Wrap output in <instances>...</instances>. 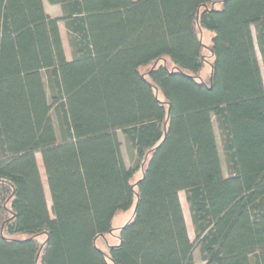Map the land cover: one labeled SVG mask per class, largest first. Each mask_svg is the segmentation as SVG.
Returning <instances> with one entry per match:
<instances>
[{"label": "trees", "instance_id": "obj_1", "mask_svg": "<svg viewBox=\"0 0 264 264\" xmlns=\"http://www.w3.org/2000/svg\"><path fill=\"white\" fill-rule=\"evenodd\" d=\"M46 1L0 0V264H264V0Z\"/></svg>", "mask_w": 264, "mask_h": 264}, {"label": "rangeland", "instance_id": "obj_2", "mask_svg": "<svg viewBox=\"0 0 264 264\" xmlns=\"http://www.w3.org/2000/svg\"><path fill=\"white\" fill-rule=\"evenodd\" d=\"M217 6L220 7L221 5L218 4ZM60 29H61L62 34H63L62 38H63L64 48H65V51H66V54H67V58H71L70 48H69V44H68V36H67V33H66V29H65L64 23L61 24V28ZM199 33H200L202 42L206 45V47L204 48V55H205V58L207 59V63L204 66V69H203V71L201 73V76H202V79L207 82V81H209L210 70H211V67H210L209 63H211L213 61V58H212L211 53H210V46H211L212 35H214V33L211 32V31H207V30L206 31L200 30ZM260 58H261V56H260ZM160 63L161 64L165 63L168 67H170V68L172 67V65L169 62L160 61ZM145 72H147V69H145ZM120 137H121V140H122V150H123L124 158L126 160V163L128 165H131V163H132V150L130 149L128 143L126 142V140L124 139V136L121 133H120ZM218 144H219V150H220L223 170H224V173L227 175L228 174V170H227L228 168H227V164H226L225 155H224L223 149L221 147V139H220L219 134H218ZM37 160H38V164H39V167H40V172H41V175H42V179H43V182H44L46 196H47L49 205H51L49 189H48L47 180H46V176H45V171H44V168H43V164H42V160H41L40 154H37ZM140 177H141V172L135 175L133 181L135 182ZM180 199H181V203H182V206H183L186 222H187V225H188L189 235H190V237L192 239H194V230H193L191 217H190V213H189V208H188V205H187V201H186L184 192L180 193ZM133 212H134V208H131L128 211H122V212L116 214L115 217L112 220V224H113L114 228H119V227L125 225L130 220V218L132 217ZM97 243L104 250L108 249V246H107V243L105 242V239L100 238V239H98ZM195 258H196V263L197 264H203L201 259H200L198 250L195 251Z\"/></svg>", "mask_w": 264, "mask_h": 264}, {"label": "crops", "instance_id": "obj_3", "mask_svg": "<svg viewBox=\"0 0 264 264\" xmlns=\"http://www.w3.org/2000/svg\"><path fill=\"white\" fill-rule=\"evenodd\" d=\"M44 6H45V10L48 14H50L51 16H62V8L61 5L59 4H50L49 2H47L46 0H44ZM64 23L63 21L60 22V28H61V24ZM61 31V29H60ZM61 35L63 37L62 31H61Z\"/></svg>", "mask_w": 264, "mask_h": 264}]
</instances>
